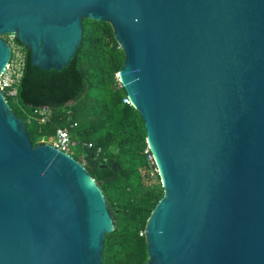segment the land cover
<instances>
[{
  "label": "water",
  "instance_id": "95a60500",
  "mask_svg": "<svg viewBox=\"0 0 264 264\" xmlns=\"http://www.w3.org/2000/svg\"><path fill=\"white\" fill-rule=\"evenodd\" d=\"M84 19L113 27L164 190L146 264H264V0H0V79L3 36L61 70ZM114 230L96 180L33 146L0 84V264H103Z\"/></svg>",
  "mask_w": 264,
  "mask_h": 264
},
{
  "label": "trees",
  "instance_id": "16d2710c",
  "mask_svg": "<svg viewBox=\"0 0 264 264\" xmlns=\"http://www.w3.org/2000/svg\"><path fill=\"white\" fill-rule=\"evenodd\" d=\"M82 25L81 45L61 70L33 66L30 50L16 37L11 40L5 35L12 48L11 60L21 51L23 66L17 96L9 98L6 91L4 95L25 122L33 146L47 144L59 128H70L76 142L73 157L98 183L115 223L105 239L103 264H146V225L164 190L146 153L142 117L124 104L127 93L118 73L125 54L113 27L89 19ZM45 108L49 115L43 121Z\"/></svg>",
  "mask_w": 264,
  "mask_h": 264
},
{
  "label": "built area",
  "instance_id": "2783aa9c",
  "mask_svg": "<svg viewBox=\"0 0 264 264\" xmlns=\"http://www.w3.org/2000/svg\"><path fill=\"white\" fill-rule=\"evenodd\" d=\"M12 58V56H11ZM22 55H21V51H17L15 53V58L14 60H10L9 64L6 66L5 71L3 72L1 79H0V84H1V89L4 93V91H6V95L9 98H15L17 96V84L19 82V79L22 76ZM120 82V80H119ZM5 96V95H4ZM6 98V96H5ZM7 100V99H6ZM124 104L126 105H132V102L130 101L129 97L127 96L124 99ZM42 112L44 113V120H46V118L49 115V111L47 110V108L43 109ZM51 146H53L54 148L70 155L73 157L74 154V147L76 146V142L72 140L71 138V131L69 127H62L59 128L56 132V135L53 139L50 140V143H47ZM93 145L90 144L89 148H92ZM101 150L99 149L98 152H100ZM147 154L150 155V160L153 161L154 165V158L151 154L150 149L148 148V150L146 151ZM156 167V165H155ZM155 172L158 174V169L156 167Z\"/></svg>",
  "mask_w": 264,
  "mask_h": 264
},
{
  "label": "rangeland",
  "instance_id": "374dc122",
  "mask_svg": "<svg viewBox=\"0 0 264 264\" xmlns=\"http://www.w3.org/2000/svg\"><path fill=\"white\" fill-rule=\"evenodd\" d=\"M4 37V36H3ZM9 38L11 39V40H13V39H15V35H9ZM4 39V38H3ZM118 80H119V78H118ZM47 143H50V141H46ZM73 151H74V149H73Z\"/></svg>",
  "mask_w": 264,
  "mask_h": 264
}]
</instances>
